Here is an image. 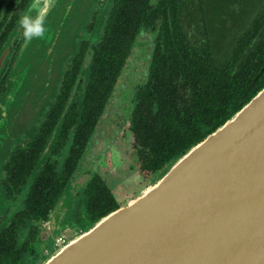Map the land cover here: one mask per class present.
Instances as JSON below:
<instances>
[{
    "label": "flooded vegetation",
    "instance_id": "obj_1",
    "mask_svg": "<svg viewBox=\"0 0 264 264\" xmlns=\"http://www.w3.org/2000/svg\"><path fill=\"white\" fill-rule=\"evenodd\" d=\"M103 1L95 4L77 53L63 67L52 104L0 165V264H41L71 234L118 210L133 193L125 185L141 180L143 186L161 176L163 169L146 168L154 157L137 132L150 115L152 100L156 104L153 65L156 56L167 54L173 24L166 13L149 17L163 0H144L149 18L130 49L116 48L107 56L102 47L106 29L114 16L119 30L121 13L113 0L101 27ZM182 1L176 0L181 11ZM190 1L199 3L185 0ZM29 3L0 1V98L24 44L18 20ZM183 33L198 42L195 26ZM158 84H165L162 72ZM61 202L64 209L46 236ZM51 239L54 248L49 250Z\"/></svg>",
    "mask_w": 264,
    "mask_h": 264
},
{
    "label": "water",
    "instance_id": "obj_2",
    "mask_svg": "<svg viewBox=\"0 0 264 264\" xmlns=\"http://www.w3.org/2000/svg\"><path fill=\"white\" fill-rule=\"evenodd\" d=\"M95 3L57 0L45 36L23 44L0 98L3 159L52 104ZM112 3L103 1L101 27ZM41 264H264V88L136 198Z\"/></svg>",
    "mask_w": 264,
    "mask_h": 264
},
{
    "label": "trees",
    "instance_id": "obj_3",
    "mask_svg": "<svg viewBox=\"0 0 264 264\" xmlns=\"http://www.w3.org/2000/svg\"><path fill=\"white\" fill-rule=\"evenodd\" d=\"M116 2L121 20L119 30L114 16L108 23L102 44L107 56L116 48L130 49L142 21L151 16L166 13L168 23L173 24L168 28L173 32L166 43L167 54L156 56L153 65V77L159 83L162 72L165 84L157 83L156 104L152 100L150 115L137 132L139 142L154 157L146 168L151 172L163 169L162 176L264 88V0H249L252 8L247 18L238 13L243 0H199L198 4L183 0V11L176 0H163L149 17L144 0ZM232 16L238 19L232 21ZM230 22L233 43L219 47L212 33L228 29ZM186 25L196 27L198 42L187 39Z\"/></svg>",
    "mask_w": 264,
    "mask_h": 264
},
{
    "label": "rangeland",
    "instance_id": "obj_4",
    "mask_svg": "<svg viewBox=\"0 0 264 264\" xmlns=\"http://www.w3.org/2000/svg\"><path fill=\"white\" fill-rule=\"evenodd\" d=\"M97 1L98 0H96V3H97ZM243 1H245L244 3H243V5H242V7L241 8H239V14H241L243 17H245V18H247V14H249V12L251 11V8H252V5H250L249 4V0L247 1V0H243ZM95 3V4H96ZM242 3V2H241ZM95 4L93 5V8H92V10L94 9V6H95ZM237 7H238V5H237ZM92 10H91V12H92ZM91 12H90V14H91ZM236 16H232L230 19L232 20V21H236L238 18H235ZM238 17V16H237ZM242 17V18H243ZM89 18H90V16H89ZM89 18L86 20V22L89 20ZM241 18V19H242ZM101 20H102V18H101ZM100 20V21H101ZM86 22H85V24H86ZM85 24L83 25V28H82V31L80 32V34H81V36L80 37H82V33H83V30H84V28H85ZM232 22H230L229 23V27H228V29L226 28V29H218L217 31H215L214 32V34L212 33V36H213V38H214V42H215V44L217 45V46H219V47H222V48H225V46L226 47H230L231 45H232V33H230V28H232ZM66 63V62H65ZM65 65V64H64ZM24 135V134H23ZM15 144V143H14ZM14 144H12V146L14 145ZM11 146V147H12ZM4 149V148H3ZM1 150H2V147L0 148V165L3 163V162H5V158L8 156V154L10 153V151H11V148H10V150H9V152H8V154H7V156L3 159V150H2V152H1ZM157 179H159V177H155L154 179H150V180H148L147 181V183L145 184L144 183V185L143 186H140V184H141V180H132V182L130 183V184H128V185H125V188H127V192H133V193H130L131 195H128V196H126L125 197V199L123 200V202H122V205H121V207L122 206H124V205H126L127 203H129L131 200H133L134 198H136L143 190H145L147 187H149L150 185H152ZM63 202H65V201H63ZM63 210H61V208H59L58 209V213H61ZM83 231H80L78 234L77 233H73V234H71L70 235V240H72V239H74L75 237H77L79 234H81ZM69 240V241H70ZM53 242V239H51V240H49L48 241V243H47V245H48V248H49V250H51V249H53L54 248V244L52 243ZM51 253V252H50ZM49 253V254H50Z\"/></svg>",
    "mask_w": 264,
    "mask_h": 264
},
{
    "label": "clouds",
    "instance_id": "obj_5",
    "mask_svg": "<svg viewBox=\"0 0 264 264\" xmlns=\"http://www.w3.org/2000/svg\"><path fill=\"white\" fill-rule=\"evenodd\" d=\"M56 5L57 0H30L18 20L25 46L45 36L47 18Z\"/></svg>",
    "mask_w": 264,
    "mask_h": 264
}]
</instances>
